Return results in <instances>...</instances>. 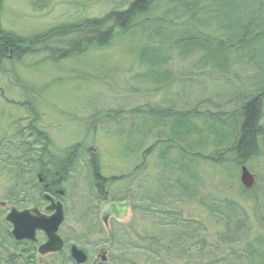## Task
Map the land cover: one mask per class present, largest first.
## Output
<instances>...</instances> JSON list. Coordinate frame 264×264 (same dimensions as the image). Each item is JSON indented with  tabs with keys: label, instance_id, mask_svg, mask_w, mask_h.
Segmentation results:
<instances>
[{
	"label": "rangeland",
	"instance_id": "374dc122",
	"mask_svg": "<svg viewBox=\"0 0 264 264\" xmlns=\"http://www.w3.org/2000/svg\"><path fill=\"white\" fill-rule=\"evenodd\" d=\"M132 1L0 0V34L37 38ZM124 31L105 47L59 60L48 51L17 60L0 50V262L6 248L18 261L28 249L6 243L2 216L24 208V200L27 209L42 210L44 202L29 203L40 186L21 187L51 174L64 206L65 247L57 255L35 252V264H73L69 245L85 251L88 264L102 248H108L105 264H183L173 253L118 251L109 243L119 229L131 248L149 246L156 235L169 244L181 232L172 225L158 231V219L138 209L144 199L186 223L192 244L202 242L197 254L193 247L202 263L264 264V142L242 163L233 150L251 97L264 118V0H153ZM252 35L257 59L245 47ZM33 117L49 143L45 154L73 162L66 174L43 167L19 181L6 167L3 143ZM93 159L97 174L89 167ZM242 165L255 177L250 190L239 181ZM99 177L108 201L129 202L127 214L107 227L99 217ZM43 241L37 235L36 246Z\"/></svg>",
	"mask_w": 264,
	"mask_h": 264
},
{
	"label": "trees",
	"instance_id": "16d2710c",
	"mask_svg": "<svg viewBox=\"0 0 264 264\" xmlns=\"http://www.w3.org/2000/svg\"><path fill=\"white\" fill-rule=\"evenodd\" d=\"M152 1L153 0H133L125 10L119 12L111 11L100 18L85 20L84 22L76 25L55 28L46 35L37 38L21 39L10 34H0V50L4 49L7 52L12 53L17 60L29 55L48 51L47 54L49 58L59 60L68 58L76 53H83L90 48L95 49L96 47H105L113 38L116 37L117 32H125L124 30L126 27L144 13L145 10L149 8ZM49 38H52V41H47ZM252 38L253 40H247L249 44L245 47L249 49V56L257 59L258 55L261 54L255 49L258 40L255 35H252ZM256 48L260 49L258 47ZM0 54H2L1 51ZM262 93L264 94V92ZM260 105L261 104H259L257 98L251 97L242 108L243 122L240 125L241 128L239 136L233 147L236 156L235 160L241 163L257 156L256 148L259 146V143L264 142V118L260 113ZM34 118L35 117H33V119H31L23 129L18 131V133L13 136L12 141L3 143L4 147L2 151H4V154H2L1 157L6 155L4 156L6 158L3 161L6 163V167L14 169L13 174L19 179V181L22 180L19 178L20 176H27L31 173H35L38 169H42L43 167H45V169L49 172L60 171L61 173L66 174L64 171L67 168H70L73 164V162L71 165L68 164V162L71 161L69 158L60 160L45 154L46 147L49 143L45 140L42 133L36 130L33 123L35 120ZM213 120L220 123V120L217 118H214ZM89 167L95 170L96 173L97 167L94 159L90 160ZM23 185L21 188L26 187V185H29L30 188H32V186L38 184L36 183L34 177L31 181H27L26 183L24 182ZM42 192L43 190L39 188L37 192H35L34 197L36 198L38 196V199L33 200L31 198L29 203L31 204L34 202V205H38L39 200L43 202L41 196ZM20 202L22 203L20 205L24 207L22 209H25L26 207L28 208L27 200ZM139 202L141 206L138 209L144 216L147 217L151 215L152 217L158 219V222L156 223L160 228L157 229L158 231L164 232L165 227L169 225V227L174 226L176 230L181 232L177 231L179 232L176 234L177 236L173 237L169 241V244L171 245H162L163 241L158 239L159 235H156L155 237L151 236L149 246L142 245L131 248V244L134 243L125 235L123 231L119 229L108 238V241L113 248H118V251L136 250L143 253L149 252L151 254L164 252L168 254V257L172 256L171 254L173 253L174 255L171 259L178 260L179 258V261L183 264H211L208 262L202 263V256L196 255L197 251L200 250V247L198 248V246L201 245L202 242L198 241L195 242V244H192V233L188 232L189 229H186V223L177 221L174 216H169L170 213L168 209L163 205L159 207H152L149 204L150 201L145 199L140 200ZM133 203L136 202L133 201ZM167 216L171 218V223L169 224L166 223ZM193 229V233L197 234L199 231L198 227ZM162 234L163 233H161V235ZM5 237L6 243H9L11 248L14 249L21 246L24 247V249H28L27 251H24L23 257L20 261H18L13 253H9L10 248H6L7 255L5 262L1 261L0 264H35L33 261V254L35 253L34 245L27 242H14L8 227ZM181 242L182 245H180ZM195 246L196 254L194 255L193 247ZM67 260L70 261L69 258Z\"/></svg>",
	"mask_w": 264,
	"mask_h": 264
},
{
	"label": "water",
	"instance_id": "95a60500",
	"mask_svg": "<svg viewBox=\"0 0 264 264\" xmlns=\"http://www.w3.org/2000/svg\"><path fill=\"white\" fill-rule=\"evenodd\" d=\"M239 181L245 190H250L254 186L255 177L242 165L240 167ZM96 192L100 197H107L102 182L96 185ZM43 198L49 201V205L44 210L45 212H51L50 215L42 214L37 209L18 211L11 208L5 217V221L11 227V236L17 242L28 241L35 243L36 234H43L45 242L37 248V253L40 256L59 253L63 248V241L58 236L59 227L64 221L62 205L59 202H54L47 195H44ZM100 206V220L104 226H107L109 218L118 220L128 212L129 203L127 201L120 203L102 202ZM107 250L100 249L97 258L92 264L105 262L106 258L104 255ZM69 256L75 264H85L88 260L85 252L78 249L75 245L69 247Z\"/></svg>",
	"mask_w": 264,
	"mask_h": 264
},
{
	"label": "flooded vegetation",
	"instance_id": "af4514ba",
	"mask_svg": "<svg viewBox=\"0 0 264 264\" xmlns=\"http://www.w3.org/2000/svg\"><path fill=\"white\" fill-rule=\"evenodd\" d=\"M51 174H49V175H47V176H44V178L42 179V182L40 183V185H41V187L42 186H44V185H47V189H45L46 190V192L45 193H47L50 197H53V195L56 193V187H57V184H58V182H50V179H51ZM54 178L55 179H57L58 178V176H57V173H55L54 175ZM38 178V177H37ZM98 180H101L100 178L98 179ZM55 200V199H54ZM46 205H48V202H46ZM45 205V206H46ZM3 204H0V209H2L3 208ZM44 206V207H45ZM1 214V213H0ZM6 214H7V212H5L4 213V215L2 216V221H3V224L4 225H6V222H5V216H6ZM111 220V219H110ZM1 226V225H0ZM6 227V226H5ZM3 227L1 226V229H2ZM2 231V230H1ZM5 234V233H4ZM62 241H63V239H62ZM64 242V241H63ZM5 247V246H4ZM3 246H1L0 245V251L1 252H4L5 253V248H4ZM18 248H20V246H18L17 247V250H18ZM20 253H22V251H19ZM7 255V254H6ZM6 255H4L5 257H4V260H5V258H6ZM17 256H21V254H17ZM3 258V255H1L0 256V259H2ZM21 259V258H20Z\"/></svg>",
	"mask_w": 264,
	"mask_h": 264
}]
</instances>
